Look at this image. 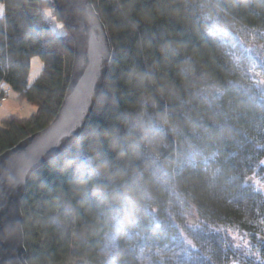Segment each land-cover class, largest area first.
Masks as SVG:
<instances>
[{"label": "trees", "instance_id": "16d2710c", "mask_svg": "<svg viewBox=\"0 0 264 264\" xmlns=\"http://www.w3.org/2000/svg\"><path fill=\"white\" fill-rule=\"evenodd\" d=\"M0 1V100L7 83L37 106L1 119L2 154L55 119L74 41L45 15L59 19L53 0ZM93 3L115 54L82 137L28 183V263L225 264L240 254L264 264V191L251 182L264 177V84L245 45L254 38L264 50V0ZM35 56L44 70L30 85ZM143 112L168 129L161 144L132 127ZM193 207L208 225L188 224ZM222 227L249 234L260 257Z\"/></svg>", "mask_w": 264, "mask_h": 264}, {"label": "water", "instance_id": "95a60500", "mask_svg": "<svg viewBox=\"0 0 264 264\" xmlns=\"http://www.w3.org/2000/svg\"><path fill=\"white\" fill-rule=\"evenodd\" d=\"M74 41L68 89L53 122L0 154V264H28L23 199L33 174L71 149L84 134L115 54L93 0H53ZM195 226L197 219L188 221Z\"/></svg>", "mask_w": 264, "mask_h": 264}, {"label": "rangeland", "instance_id": "374dc122", "mask_svg": "<svg viewBox=\"0 0 264 264\" xmlns=\"http://www.w3.org/2000/svg\"><path fill=\"white\" fill-rule=\"evenodd\" d=\"M44 13L48 19L53 21V29L60 36H64L67 34V30L64 27V23L59 20L56 16L53 15V11L50 8H45ZM5 14V4L0 1V17ZM246 51L249 57L247 58V62L251 65L250 70L254 74V79L261 84H264V50L260 46V44L254 38H251L250 43H246ZM73 66V65H72ZM44 70V62L41 57L35 56L32 58L31 63V71L29 76V84L32 85L38 77L43 73ZM72 73V72H71ZM3 88L7 92L6 100H0V121L10 115H17L22 118L31 117L36 111L37 106L26 99H20L18 97V93L8 87L7 83L3 85ZM96 108V107H95ZM150 119H148L145 115V112L141 114V116H132L130 117L132 127L139 133V135H143L145 141L148 144L156 145L161 144L163 141V136H166V132H161L158 129H154L153 124L155 121L151 123L152 115L150 114ZM53 122V121H52ZM152 128V129H151ZM166 129V128H165ZM162 130V128H160ZM251 182L254 183L256 189L264 191V177H254L251 179ZM187 214V220L194 218L198 219L203 225H206L208 221L201 217L199 209L196 207L189 208ZM208 225V224H207ZM193 226V225H192ZM223 232H226L228 235L235 238V242L237 248H240L245 254L249 256L258 255L260 252H256L254 249V245L251 242V237L249 234L245 233L243 230L232 227V228H221ZM261 254V253H260ZM244 257V258H243ZM260 257V256H259ZM69 264H87V262L80 258H69ZM248 262V261H247ZM29 264V263H28ZM225 264H249L246 263V257L241 256L240 254L236 257H233L229 262H225Z\"/></svg>", "mask_w": 264, "mask_h": 264}]
</instances>
